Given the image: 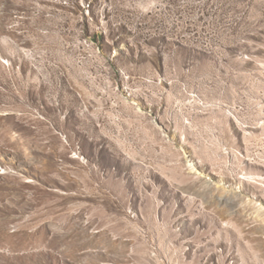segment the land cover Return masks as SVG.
<instances>
[{
	"label": "rangeland",
	"instance_id": "rangeland-1",
	"mask_svg": "<svg viewBox=\"0 0 264 264\" xmlns=\"http://www.w3.org/2000/svg\"><path fill=\"white\" fill-rule=\"evenodd\" d=\"M0 264H264V0H0Z\"/></svg>",
	"mask_w": 264,
	"mask_h": 264
}]
</instances>
